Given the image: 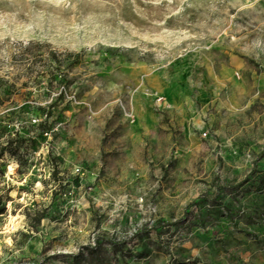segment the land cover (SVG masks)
<instances>
[{
    "label": "rangeland",
    "instance_id": "rangeland-1",
    "mask_svg": "<svg viewBox=\"0 0 264 264\" xmlns=\"http://www.w3.org/2000/svg\"><path fill=\"white\" fill-rule=\"evenodd\" d=\"M2 148L0 264H264V0H0Z\"/></svg>",
    "mask_w": 264,
    "mask_h": 264
},
{
    "label": "trees",
    "instance_id": "trees-1",
    "mask_svg": "<svg viewBox=\"0 0 264 264\" xmlns=\"http://www.w3.org/2000/svg\"><path fill=\"white\" fill-rule=\"evenodd\" d=\"M41 129H42V131H43V132H45V131H46L48 128H47V127H43V126H42V128H41ZM3 151H4V148H2V150H1V152H0V156H2V155H3Z\"/></svg>",
    "mask_w": 264,
    "mask_h": 264
},
{
    "label": "built area",
    "instance_id": "built-area-1",
    "mask_svg": "<svg viewBox=\"0 0 264 264\" xmlns=\"http://www.w3.org/2000/svg\"><path fill=\"white\" fill-rule=\"evenodd\" d=\"M204 136H206V137H207V136H208V133H207V132H205V133H204Z\"/></svg>",
    "mask_w": 264,
    "mask_h": 264
}]
</instances>
